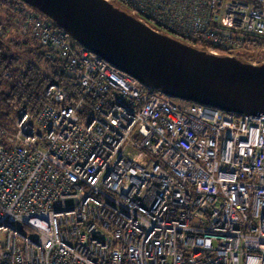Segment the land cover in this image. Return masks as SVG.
I'll return each mask as SVG.
<instances>
[{"label": "built area", "instance_id": "obj_1", "mask_svg": "<svg viewBox=\"0 0 264 264\" xmlns=\"http://www.w3.org/2000/svg\"><path fill=\"white\" fill-rule=\"evenodd\" d=\"M163 2L215 47L264 37V0ZM29 21L76 92L0 128V264H264V114L177 105Z\"/></svg>", "mask_w": 264, "mask_h": 264}, {"label": "water", "instance_id": "obj_2", "mask_svg": "<svg viewBox=\"0 0 264 264\" xmlns=\"http://www.w3.org/2000/svg\"><path fill=\"white\" fill-rule=\"evenodd\" d=\"M150 90L239 115L264 114V61L220 55L160 32L112 0H22Z\"/></svg>", "mask_w": 264, "mask_h": 264}, {"label": "trees", "instance_id": "obj_3", "mask_svg": "<svg viewBox=\"0 0 264 264\" xmlns=\"http://www.w3.org/2000/svg\"><path fill=\"white\" fill-rule=\"evenodd\" d=\"M132 1L112 0L118 8L133 13L156 30L170 34L186 43L207 51H217L220 55H233L246 62L257 64L262 62L263 56L256 57L257 61L250 60L242 50L264 47V37L249 40V43L241 46L237 44L231 48L215 47L204 36L193 39L160 21L165 9L163 7L161 10L163 0ZM134 2L140 3L143 7ZM23 4L25 3L22 0H0V15H3L5 10L9 17L8 21L0 22V128L8 132L14 130V122L21 109L31 112L32 115L36 114L43 99L41 95L49 84L55 83L68 91H73L72 93L76 92L64 61L60 58L48 57L49 50L40 44L32 32L29 21L32 15L25 12L21 6ZM13 21L15 24L21 22L24 25L26 30H22V33L26 34L27 38L24 37L22 40L7 38L6 28L13 27ZM27 30L29 32H26ZM79 48L84 47L79 44Z\"/></svg>", "mask_w": 264, "mask_h": 264}, {"label": "rangeland", "instance_id": "obj_4", "mask_svg": "<svg viewBox=\"0 0 264 264\" xmlns=\"http://www.w3.org/2000/svg\"><path fill=\"white\" fill-rule=\"evenodd\" d=\"M21 6L25 10V12H28L31 15H38L39 17L44 18V19H48L50 23L54 24V22L50 18H48L46 15H44L43 13H41L39 10L35 9L34 7L29 6L27 4H23ZM8 18H9L8 14H6V11L4 10L3 11V15H0V22L3 23L5 21H8ZM13 23H14V21H13ZM6 29H7L6 30L7 38H9V39L14 38V39H21L22 40L24 37L27 38V36H25L26 34L22 33V30L25 31L26 28L24 27V25L21 24V22H18L16 24L14 23L13 27L7 26ZM26 32H29V30H27ZM71 42L73 43L75 48L80 49L79 48V43H77L75 40H72V39H71ZM242 51L245 52V54L247 55V57L250 60L257 61L258 58H256V57L263 56L261 61H264V47L251 48V49H246V50L244 49ZM152 93H154V94H156V95H158L160 97H165V95H163V93H161V92H159L157 90H153ZM183 101H185V100L175 99V102H176L177 105H181L183 103ZM237 116H240V115L237 114ZM22 228H24V227H22Z\"/></svg>", "mask_w": 264, "mask_h": 264}]
</instances>
